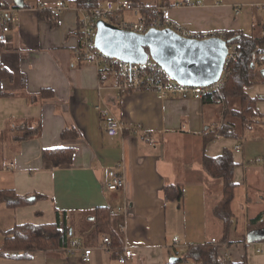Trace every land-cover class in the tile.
<instances>
[{
  "label": "crops",
  "instance_id": "0c3cea01",
  "mask_svg": "<svg viewBox=\"0 0 264 264\" xmlns=\"http://www.w3.org/2000/svg\"><path fill=\"white\" fill-rule=\"evenodd\" d=\"M18 1L21 6L16 0H0L16 14V22L2 33L5 47L0 52V64L14 74L1 85L10 96L0 97V192H13L29 202L11 208L0 201V264H84L68 248L38 251L23 259H17L18 252L1 251L5 232L13 227L54 223L68 229L69 242L92 249L89 264H118L101 248L108 234L95 233L94 210L103 207L111 213L121 253L128 249L132 254L125 264H199L183 256L190 246H204L212 239L231 263L244 259L246 264H264V239L247 242V221L264 213V64L257 63L256 84L245 89L258 100L261 117L243 140L224 137L222 128L233 127L229 113L234 101L160 99L148 91L117 97L113 73L75 65V0ZM60 1L65 8L53 23L46 12L52 13ZM107 1L112 0L100 4ZM142 2L160 6L168 19L192 32L264 35V0ZM124 18L136 19L131 13ZM43 89L52 91V97L39 99ZM115 119L126 131L108 136L105 125ZM73 127L80 137L61 139L63 130ZM26 130L33 134L19 139ZM59 148L74 149L71 165L54 168L43 161L45 149ZM224 150L233 151L235 166L230 246L221 243L223 224L212 214L222 182L202 166L204 155L216 158ZM118 164L124 189L108 193L104 170ZM169 185L182 186L180 203L165 200L163 190Z\"/></svg>",
  "mask_w": 264,
  "mask_h": 264
},
{
  "label": "trees",
  "instance_id": "16d2710c",
  "mask_svg": "<svg viewBox=\"0 0 264 264\" xmlns=\"http://www.w3.org/2000/svg\"><path fill=\"white\" fill-rule=\"evenodd\" d=\"M161 5L167 3L168 0H159ZM101 0H75V7L78 9H90L97 7ZM132 6L141 7L142 0H129ZM18 6H13L17 8ZM24 7V6H23ZM0 9H8L6 4L0 3ZM48 17L54 23L57 17H54L51 12H46ZM40 18L43 13L39 14ZM2 24L0 23V52L3 51L5 43L1 34ZM224 39L229 43H238L240 45L239 58L228 65L222 75V88L215 93H210L202 99L206 103H215L216 100H235L238 103V109H231L229 116L233 119L231 125L223 127L221 135L224 137H234L238 140H243L246 133L252 132L254 129V120L261 117L259 110L256 108L257 99L251 98L246 92L247 87L256 84L254 75L256 72L257 57L262 52L260 50L261 44L264 42V35H245L225 33ZM14 74L5 66L0 64V97L10 96L3 90L2 82L5 80H12ZM23 81L21 85H23ZM52 95V91L43 89L39 92L38 98H48ZM52 97V96H51ZM236 127V128H235ZM235 128V129H234ZM234 129V130H233ZM33 132H24L18 136L19 139H26L32 135ZM80 137V132L77 128L64 129L61 133V139L73 140ZM207 140H205V143ZM74 149L59 148V149H45L41 153L44 162H48L54 168H59L64 165H71L74 159ZM262 168L264 170V158L262 159ZM202 166H204L207 174L214 180L222 182L221 199L218 204L213 207L212 214L223 224V236L221 243L230 246L229 232L233 226V213L231 203L234 198V190L236 183L233 180L234 160L233 151L224 150L223 153L216 158H210L206 155L202 157ZM183 189L181 185H169L163 190V196L166 201L180 203L183 198ZM0 201L5 202L11 208L25 205L29 202L24 197L16 196L13 192H0ZM248 232H260L264 230V213L258 217L248 220ZM94 227L95 233L99 236L108 234L110 237V255L112 259L117 260L121 253V240L114 233L111 226V213L106 207L97 208L94 210ZM4 245L1 251L4 252H18L17 259L29 258L31 254L38 251H47L48 249L62 250L69 248L68 229L63 224H47L34 225L22 224L13 227L11 230L5 232ZM219 246L213 244H205L204 246H190L186 251L183 259H193L199 264H246L245 260L239 263H231L218 253ZM182 259V260H183Z\"/></svg>",
  "mask_w": 264,
  "mask_h": 264
},
{
  "label": "built area",
  "instance_id": "2783aa9c",
  "mask_svg": "<svg viewBox=\"0 0 264 264\" xmlns=\"http://www.w3.org/2000/svg\"><path fill=\"white\" fill-rule=\"evenodd\" d=\"M65 8L63 2H57L52 10L54 17H59ZM79 13L78 18V35L79 43L74 50L75 65L88 64L96 67L101 72H111L115 75L117 84L115 85L117 97L128 94L129 92H151L154 96L164 99L172 96L192 97L202 99L210 93H215L222 88V75L228 68V65L235 62L240 55V45L238 43H228L227 57L224 62V71L217 83L208 87H196L182 85L173 79H170L161 67L148 61L144 64L126 63L118 59H110L103 55L96 48V35L98 21H104L111 26H116L122 31H129L134 34L142 35L150 30H171L181 38H186L195 41L209 40L213 38L224 39V33L216 32H192L168 19L160 6L150 3H143L141 7H134L129 0H112L99 4L97 7L90 9H76ZM131 13L135 20H126L124 16ZM16 22V14L14 10L0 9V23L2 31L7 32L13 23ZM262 52L258 55L256 62L264 64V42L261 44ZM74 65V66H75ZM216 100L215 102H221ZM106 134L108 136H116V134L126 131L119 121L111 120L106 125ZM241 145L235 147V151L239 152ZM103 183L108 193H117L124 189V174L122 165L118 164L114 168L105 169L103 175ZM102 250L110 252V237L104 235L102 237ZM178 237L173 238L174 248L178 244ZM215 244V239L211 240ZM68 253L73 256H78V259L89 264L92 259V249H86L81 246L80 241H73L67 249ZM259 252H262L258 250ZM176 254L177 251L175 252ZM132 257L128 249H124L116 260L118 264H125Z\"/></svg>",
  "mask_w": 264,
  "mask_h": 264
},
{
  "label": "water",
  "instance_id": "95a60500",
  "mask_svg": "<svg viewBox=\"0 0 264 264\" xmlns=\"http://www.w3.org/2000/svg\"><path fill=\"white\" fill-rule=\"evenodd\" d=\"M96 26V48L103 55L141 65L150 60L182 85L212 86L224 71L229 42L221 38L195 41L181 38L171 30H150L138 35L104 21H98ZM263 239L264 230L247 233L249 243Z\"/></svg>",
  "mask_w": 264,
  "mask_h": 264
},
{
  "label": "rangeland",
  "instance_id": "374dc122",
  "mask_svg": "<svg viewBox=\"0 0 264 264\" xmlns=\"http://www.w3.org/2000/svg\"><path fill=\"white\" fill-rule=\"evenodd\" d=\"M230 101H234V102L236 103V107H231V106H230V107L233 108V109H238V108H237V107H238V106H237V105H238L237 101H235V100H230Z\"/></svg>",
  "mask_w": 264,
  "mask_h": 264
}]
</instances>
